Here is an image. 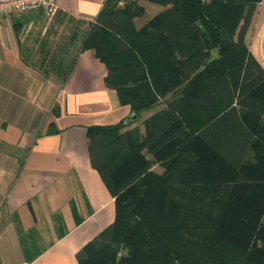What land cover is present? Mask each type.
<instances>
[{
	"label": "trees",
	"instance_id": "16d2710c",
	"mask_svg": "<svg viewBox=\"0 0 264 264\" xmlns=\"http://www.w3.org/2000/svg\"><path fill=\"white\" fill-rule=\"evenodd\" d=\"M139 1L54 16L21 51L61 87L90 50L135 115L86 127L115 214L78 264H264V69L245 42L261 0H142L162 9L136 28Z\"/></svg>",
	"mask_w": 264,
	"mask_h": 264
},
{
	"label": "crops",
	"instance_id": "0c3cea01",
	"mask_svg": "<svg viewBox=\"0 0 264 264\" xmlns=\"http://www.w3.org/2000/svg\"><path fill=\"white\" fill-rule=\"evenodd\" d=\"M53 1L54 16L83 21L93 20L104 2ZM262 5L255 6L245 42L264 69ZM53 17L43 8L0 16L1 264H78L77 252L114 219L113 197L90 164L86 127L132 122L134 114L105 86V66L90 50L78 54L61 87L22 61L21 51L36 49L34 39ZM54 25L60 31L63 24Z\"/></svg>",
	"mask_w": 264,
	"mask_h": 264
},
{
	"label": "built area",
	"instance_id": "2783aa9c",
	"mask_svg": "<svg viewBox=\"0 0 264 264\" xmlns=\"http://www.w3.org/2000/svg\"><path fill=\"white\" fill-rule=\"evenodd\" d=\"M122 3L123 0H120L119 4L121 5ZM37 8H43L49 19L56 13V6L53 0H0V16L11 12H25Z\"/></svg>",
	"mask_w": 264,
	"mask_h": 264
},
{
	"label": "rangeland",
	"instance_id": "374dc122",
	"mask_svg": "<svg viewBox=\"0 0 264 264\" xmlns=\"http://www.w3.org/2000/svg\"><path fill=\"white\" fill-rule=\"evenodd\" d=\"M263 1L264 3V0H261ZM260 1V2H261ZM139 3H141L145 9V12L144 14L140 17V18H136L134 21H135V25L137 27L143 25V23L148 20L150 17H152V15H154L155 13H157L158 11H160L162 9L161 6L159 5H156V4H153V3H150V2H146V1H139ZM257 7H255L254 11H253V14H252V17L253 15L255 14V10ZM263 10V12L261 14H264V5L260 6V11ZM45 16V15H44ZM264 18V15L262 16V19ZM161 168L160 167H155L154 170L155 171H161L160 170Z\"/></svg>",
	"mask_w": 264,
	"mask_h": 264
},
{
	"label": "water",
	"instance_id": "95a60500",
	"mask_svg": "<svg viewBox=\"0 0 264 264\" xmlns=\"http://www.w3.org/2000/svg\"><path fill=\"white\" fill-rule=\"evenodd\" d=\"M131 118H134L135 119V115H132V117Z\"/></svg>",
	"mask_w": 264,
	"mask_h": 264
}]
</instances>
